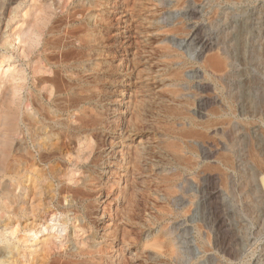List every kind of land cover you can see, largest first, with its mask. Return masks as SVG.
<instances>
[{"label":"rangeland","instance_id":"obj_1","mask_svg":"<svg viewBox=\"0 0 264 264\" xmlns=\"http://www.w3.org/2000/svg\"><path fill=\"white\" fill-rule=\"evenodd\" d=\"M26 1L6 6L2 17L0 55L8 54L10 61L0 63V106L14 70H26L28 85L33 77L28 60L20 56L23 45L14 41L16 32L26 29L23 24L47 1L57 14L82 12L84 18L79 17L74 27L88 24L99 38L89 69L97 64L104 68L97 73L102 90L96 103L106 123L97 132L104 146L97 151L99 162L94 167L104 190L88 202L91 216L80 217L84 222L72 214L69 219L54 207L47 213L44 208L32 212L31 200L17 190L19 204L28 200V210L19 216V223L14 217L10 220L19 233L11 237L8 230L5 236L19 245L20 256L8 259L42 264L47 248H51L49 259L72 258L83 247L79 242L90 236L96 241L89 245L106 248L102 264H264V67L255 68L250 61L246 65L238 43L241 33L248 38L251 26L261 27L257 19L264 11V0ZM246 23H251L249 28ZM242 27L248 29L241 31ZM193 33L194 42L190 40ZM201 41L210 47L203 49ZM225 49L233 68L232 75L221 81L204 65ZM80 72L84 77L96 74H86L83 68ZM27 93L26 88L24 96ZM201 98L214 102L198 105ZM210 106H216L217 110H211H220V115L215 116ZM175 107L189 120L178 109L181 114L177 115ZM194 129L198 134H193ZM108 182L110 190L105 189ZM64 205L70 206L68 201ZM82 223L94 230L84 234L76 229ZM22 238L29 241L20 244Z\"/></svg>","mask_w":264,"mask_h":264},{"label":"bare ground","instance_id":"obj_2","mask_svg":"<svg viewBox=\"0 0 264 264\" xmlns=\"http://www.w3.org/2000/svg\"><path fill=\"white\" fill-rule=\"evenodd\" d=\"M14 3H20V5H23V4H26L27 1L26 0H0V27L2 24V17L5 14L4 13L5 7L8 5H12ZM50 8L51 6L48 3V1L45 2V6L40 11L38 10L39 12L37 11L39 14L38 13L33 14L34 16H32L31 20L23 24V25H26V29L19 28L20 30H18L16 34L13 36L14 41L19 42V44L23 45L24 47L22 48L23 50L20 56H22L23 59L25 58L28 60L27 66L29 67V70L32 72L33 77L31 79L30 84L28 85L27 81L29 77L26 75V70L22 67L21 69L18 68V70H14L15 74L11 75L12 85L5 89V91L3 92V96L1 98V106H0V228H3L5 233L2 232L4 234L2 233H1L2 235L0 234L1 235L0 236V264H17L18 259L10 261L8 257L10 256L14 257L16 254L20 256L19 245L17 246L14 243H11L9 239H7V237L5 236L6 233H8V230H11L10 231L11 237H15L19 233L18 225H16V227H12L10 220L12 217H14L17 219L16 223H19V216L21 214H24V212H27L28 210V208L25 207L28 204V200H26V203L24 202L23 204H19L20 197L16 194L17 190H21L22 195H25V198L28 197L29 200H31L32 212L40 211L41 209L44 208V212L46 211L47 213L48 210L54 207L56 210L60 211L62 215L68 217L69 219H70L71 214L74 215V219L76 221H79L80 217L81 218L84 217L85 219V216L86 218L87 216H89V212L91 210H90V204H88V202L92 198L95 199V197L99 195L100 196L103 195L102 193L104 190L103 189L104 187H102L101 184H98L99 179L95 177L96 171L94 170V167L97 166V163L99 162L97 158V154H98L97 151L100 150L102 146H104V144L102 143L103 139H101V136L97 132L98 130L100 131V128H103L106 123H103L104 122V119H103L104 117L102 118L103 114L100 113L101 111L98 113L97 112L98 110L96 107V105H98L96 103L101 94V92H99V90L101 89L100 88L101 86H99V83L101 82V78L97 75V73L102 71L104 68L100 67L103 65L97 64L96 66H93V68L90 67L91 69H89V65H88L90 62L91 63L95 62L94 61L95 55L92 53L95 52L94 47L96 46L93 47V45L95 43H98L99 38H97L96 35H94V32H93L94 30L92 31L91 29L88 28L89 27L88 24L86 25L84 24L85 25L84 27L82 26L81 27L79 26L78 28L74 27V24L80 21L79 17L81 18L84 16L82 12L80 13L77 11L68 10L66 11L65 15H61L62 13L57 14V12L56 13L52 12L53 10L50 11ZM59 10L64 11V9H59ZM224 11L226 12V10ZM257 12H259V10H257ZM253 19L251 17V20ZM249 20L250 19L248 18V21ZM257 20L260 22L261 27L258 30H255L253 26L249 28L251 23L250 24L246 23V26L250 29V31L247 30V33L249 32L248 38L245 39L246 37L244 38L243 37L244 34L242 35L241 33L240 37H238V41H239L238 43H239V47H241V55L244 60L243 62H245L247 65V63L250 61L251 65L252 66L254 65L255 68L257 66H260L261 68V66L264 67V11H260V16L258 17ZM18 22L19 21H17V23ZM224 22L225 21L223 20L222 23ZM233 28L234 27H231V29ZM248 28L242 27L241 31H244ZM226 32L224 33L226 34ZM195 34L193 33L192 36L190 37V40H192V42L197 41ZM225 39L227 38H224V40ZM76 43H78V45H76ZM201 44H202L203 49H208V47H210V43L206 41H201ZM229 47L231 48L230 44H229ZM225 51L223 52L224 54L222 55H217V54H216L217 56L214 55L216 57L214 58L212 57V59H209V61L208 59L207 60L205 59L208 62H206V64L204 65V69L207 70L208 68L211 67L212 69L210 68L209 72L213 70L214 72L212 73L214 74V76H216L220 80L226 76L228 77L231 74V71H232L231 68H233L229 65L230 58L226 54L227 49H225ZM7 56L8 54L0 55L1 64L10 61V59ZM233 56L234 55H232V57ZM82 68L84 69L85 73L86 72L88 73L91 71V72H96V74H93L90 72L91 75L89 74L90 75L89 77L88 75L87 77L86 76L84 77V74L82 76L83 72H80V69ZM105 69L107 71L109 67H106ZM241 74L243 75L244 73H241ZM262 74H264V72ZM177 78H180V76ZM180 80H182V78ZM214 80H217V79H214ZM218 83H219V80H218ZM219 84L222 85L221 82ZM26 88H27L28 93L27 95L24 96L23 91ZM43 91H45L46 95H44ZM194 91L196 90L194 89ZM229 96H231V93L229 94ZM231 98L233 97L231 96ZM261 99H264V98H261ZM197 101H198L197 103L198 105L200 103H202L203 105V104H212L214 102L213 99L211 101V98H207V99L201 98V99H198ZM186 103L188 102L186 101ZM262 103L263 101L261 102V104ZM28 107L31 108V111ZM215 107L216 106H214V108H211L210 106V110L215 109ZM143 109L146 111H149V109L147 110L146 106L143 107ZM166 109H168L169 111V108L167 106H166ZM178 110H180V112L182 111L181 108ZM178 110H177V113L179 112ZM215 110H217V108ZM219 111H215L213 114L215 116H218L220 115ZM175 113L176 112H174V114ZM179 113L177 115H179ZM166 114H169V113H166ZM182 115H184V112L182 113ZM172 116L173 115H171V118ZM181 116H179L180 118H178V121L179 119H181ZM184 116L186 117L188 115L185 114ZM138 118H136L134 121L139 123V121L141 120H139L140 118L139 119ZM175 120H177L176 117H175ZM223 120L224 119L220 120L221 125L224 123V122L222 123ZM215 122L217 121L215 120ZM138 123H135V125H137ZM216 124H220L219 121ZM139 125L140 124H138V126ZM213 125L215 126L214 123ZM213 125L211 127H213ZM131 126L133 127H130V128L131 129L134 128L135 132L138 131L137 129L138 126H134L132 124ZM102 130L103 129H101V131ZM190 133H192V131ZM196 133L198 134L197 129L195 133L193 134H196ZM193 134L191 135L193 136ZM204 135L206 134L204 133ZM195 136L196 135H194L193 137L195 138ZM201 138H204V137L201 136ZM196 139H199V138H196ZM175 148L177 149V145ZM141 152H142V149H141ZM136 163L134 162V165L132 167H134ZM110 164L112 165V162ZM192 165H195V163ZM138 166L139 165L137 164V167ZM136 168H135V171H136ZM5 179H8V180H5ZM128 180L130 179L128 178ZM193 180L198 181L195 179ZM56 182H57V185H56ZM108 185H110V183L105 186V189L108 188L110 190ZM67 201L70 204L69 207L64 205V203H66ZM74 203H76V205H74ZM79 207L82 208L83 213H81L80 211L81 209H79ZM82 219H81V222L83 221ZM68 222L69 220H66L64 221L63 224L66 226ZM76 229L86 234L93 229V226H89L88 223H82L78 225ZM28 241L29 240L25 238L19 239L20 244L27 243ZM95 241L96 240L94 239V237L91 238L90 236H88L85 239H82L79 243L83 247L79 250L78 253L72 254L71 257L73 259L72 258L64 259L61 257L49 259V257L51 256V248H47L46 249L47 251L43 257L44 262L42 264H90L91 262L92 264H94L97 258H99L98 259L99 262L97 261L98 264H102V261L104 260L102 256L105 254L106 248L103 247L99 249V248H94L93 245H89L91 242L95 243Z\"/></svg>","mask_w":264,"mask_h":264}]
</instances>
